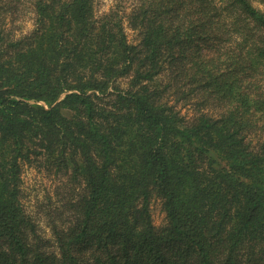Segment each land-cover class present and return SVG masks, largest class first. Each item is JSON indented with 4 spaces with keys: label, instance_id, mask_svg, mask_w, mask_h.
<instances>
[{
    "label": "trees",
    "instance_id": "obj_1",
    "mask_svg": "<svg viewBox=\"0 0 264 264\" xmlns=\"http://www.w3.org/2000/svg\"><path fill=\"white\" fill-rule=\"evenodd\" d=\"M98 2L0 0V264H264V0Z\"/></svg>",
    "mask_w": 264,
    "mask_h": 264
},
{
    "label": "rangeland",
    "instance_id": "obj_2",
    "mask_svg": "<svg viewBox=\"0 0 264 264\" xmlns=\"http://www.w3.org/2000/svg\"><path fill=\"white\" fill-rule=\"evenodd\" d=\"M115 4L116 0H99L97 5L98 14L102 15L108 12ZM260 6L264 8L262 4ZM30 16L26 18L21 31L18 33H27L33 29L34 20ZM125 26L130 41L135 42L137 34L129 29L127 22ZM23 177L24 202L35 218L39 234L53 246L55 241L54 226L57 223L59 225L62 223L60 220L63 218L62 212L64 211V199H62L63 184L61 179L50 177L45 173L29 167L25 168ZM152 210L155 224L161 225L165 218V214L161 209V203L155 201L152 204Z\"/></svg>",
    "mask_w": 264,
    "mask_h": 264
}]
</instances>
